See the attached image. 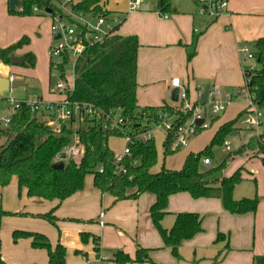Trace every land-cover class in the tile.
I'll return each mask as SVG.
<instances>
[{
  "label": "crops",
  "instance_id": "obj_1",
  "mask_svg": "<svg viewBox=\"0 0 264 264\" xmlns=\"http://www.w3.org/2000/svg\"><path fill=\"white\" fill-rule=\"evenodd\" d=\"M79 1L73 0L72 4ZM129 1L100 0L99 5L124 18L116 34L138 38L136 100L139 107L178 106L180 101L174 104L171 100V92L176 88L171 81L175 78L180 81V91L184 90L191 102L198 103L206 85L211 91L234 93L245 86L243 66L256 63L259 68L256 58L251 63L243 62L239 48L249 46L252 50V43L264 38V0H228L226 12L214 20L196 17L193 9L182 5L181 0H172L177 13L164 15L157 11V0L149 4L142 1L139 9H130ZM51 4L64 12L71 10L65 0H51ZM10 9L9 0H0V47L5 48L27 36L29 44L14 55L21 58L22 54L30 52L36 62L33 68L18 64L7 66L0 62V76L13 75L21 85L28 74L37 80L40 92L16 99H60L51 84L47 51L53 37L49 18L40 14L20 16L10 13ZM14 9L21 10L20 6ZM194 34L198 38L193 48ZM192 48L195 54L188 61L187 54ZM12 91L6 92L12 94ZM260 94L264 97V87ZM9 97H4L7 110H0V118L8 113ZM258 108L262 109L264 120V106L258 105ZM245 109V96L232 97L218 119V128L234 120L236 115L244 114ZM38 117L45 119L41 114ZM237 130L235 124L231 134L236 135ZM156 131L159 129L153 134ZM161 134L164 139L165 134L162 131ZM260 135L264 136V132L256 131L252 139L255 147ZM119 139L123 147V140ZM196 144V140L190 141V146ZM253 144L249 143L252 146H248L247 156L238 157L222 174L229 176L241 169L242 181L234 186L232 197L236 201L257 198L254 212L230 213L220 199L193 198L188 192L169 196L160 221L163 229L169 230L173 226L178 213H197L201 217L202 231L182 241L178 259L171 253V248L165 246L152 223L150 207L155 202L154 194L145 192L137 199L115 201L111 194L96 188L93 176L87 175L83 188L68 198L46 200L28 196L26 188L19 189L17 177L13 176L8 185L0 186V211L14 213L0 215V264H48L45 249L33 248L31 238L14 241V231L43 234L52 246L60 243L66 249L65 264H115L113 255L117 250L133 258L138 246L151 250L150 257L155 264H264V165L261 162L264 155L253 156ZM188 153L170 165L167 157L163 163L165 167L168 164V169L178 170ZM156 171L157 168L153 170ZM52 209L57 219L55 224L35 216ZM100 213H103L102 217ZM81 233L99 237L98 254L91 238L87 242L81 241ZM218 234L222 235L219 240Z\"/></svg>",
  "mask_w": 264,
  "mask_h": 264
},
{
  "label": "trees",
  "instance_id": "obj_2",
  "mask_svg": "<svg viewBox=\"0 0 264 264\" xmlns=\"http://www.w3.org/2000/svg\"><path fill=\"white\" fill-rule=\"evenodd\" d=\"M19 2L21 10L10 9V13L31 16L34 14L33 7L51 10L52 13L60 11L51 4V0ZM99 2L100 0H81L72 4L71 10L75 13L92 11L100 15H111L112 12L101 7ZM157 11L161 15L178 12L172 0H157ZM123 20L124 18L122 22ZM119 26L120 24L114 27L115 33L105 36L93 45H87L78 57L74 67V89L70 98L91 103L104 111L121 108V114L127 119L125 128L133 138L130 155L120 163L126 169V173L117 171L114 151L108 146L109 137H119L118 135L102 131L100 125L93 124L91 120L86 121L85 126L76 129L63 125L56 133L30 107L21 105L7 127H0V186L8 185L11 178L16 176L19 189L26 188L28 196L63 201L81 190L85 177L92 175L94 186L102 193L111 194L115 201L137 199L142 193H152L155 195V202L150 207L152 223L165 246L170 247L171 253L178 259L180 257L178 248L182 241L202 231L201 217L197 213H178L173 226L169 230L163 229L160 221L165 214L170 195L188 192L193 198H218L224 209L230 213L254 212L257 208V198L236 201L232 197L234 186L242 181L240 168L229 176L222 174V171L238 157L248 155V146L242 145L237 150L227 152L217 165L203 163L204 158L212 159L214 148L224 146L242 114L220 125L201 151L189 152L180 169H168L163 163L158 171L153 172L152 168L157 164L154 138L141 140L137 139L136 135L152 128L151 124L156 121L159 109L166 108L171 111L172 107L164 104L158 107L137 105L138 38L135 35L116 34ZM197 38L198 35L194 34L193 48ZM28 44L29 38L23 36L5 48L0 47V62L7 66L12 65L11 56ZM193 48L187 54L188 61L195 54ZM251 48L256 54L259 68L249 73L246 87L254 101L262 107L264 97L260 91L264 87V38L256 39ZM21 58L18 65L27 68L35 66L36 60L32 53L26 52ZM68 62L66 56L65 63ZM183 117L181 114V119ZM74 134L78 136L82 155L70 157L64 162L63 169H54L53 165L56 164L54 155L71 143ZM172 141L173 133H167L162 142L163 160L179 150L171 149ZM252 154L264 155V136H259ZM261 162L264 165V156L261 157ZM3 214L14 213L0 211V215ZM35 216L51 224H55L57 220L54 209ZM12 237L14 241L19 238H31L33 248L46 250L48 264H65V247L60 243L52 246L45 235L14 231ZM221 237L222 235L218 234L217 240ZM80 238L82 242H87L91 238L95 252L99 253L98 236L81 233ZM150 251L138 246L133 258L122 250H117L113 258L115 264H155L150 257Z\"/></svg>",
  "mask_w": 264,
  "mask_h": 264
},
{
  "label": "built area",
  "instance_id": "obj_3",
  "mask_svg": "<svg viewBox=\"0 0 264 264\" xmlns=\"http://www.w3.org/2000/svg\"><path fill=\"white\" fill-rule=\"evenodd\" d=\"M143 0H130V9L141 8ZM197 5V15L210 20L218 18L226 12L228 0H195ZM65 3L72 5L73 0H65ZM20 5V4H19ZM21 9V8H20ZM41 9L33 7V13ZM51 17L50 34L53 42L48 48L47 54L50 60V75L56 80L54 89L61 96L56 101H46L41 97L35 99H16L9 97L8 113L0 118V127H7L11 117L17 112L21 105L30 107L37 115L45 116V123L54 132L58 133L63 125L76 129L85 125L91 120L93 124H99L104 132L116 134L123 140V147L120 152H114V162L117 171L122 174L126 169L120 163L130 155V144L133 138L125 128L127 119L121 114V108L104 111L88 102L72 100L71 93L74 89V67L78 57L83 53L87 45H93L101 41L105 36L115 33L114 27L122 23V17L118 14L100 15L92 11L75 13L64 12V10L48 13ZM240 57L244 60L255 59L254 52L247 46L239 48ZM66 56L69 59L65 63ZM62 67L64 70H62ZM257 64L243 66L245 86L234 93L225 91H208L204 104L191 102L184 90L180 91L179 79H172L171 83L178 88V106L172 107L171 111L161 108L157 111V119L153 122L152 128L136 135L137 139L145 140L153 137L155 129L161 130L165 135L173 133L171 149L176 150L187 144V141L198 131L209 128L211 122L204 115L210 108L213 114L224 111L230 99L236 95L246 97V125L249 129L256 128L261 122L262 112L258 104L249 94L246 83L249 81V73L257 69ZM9 81L15 80L13 75L8 77ZM1 99V97H0ZM184 119H181V114ZM202 119V123L197 125L195 121ZM79 139L76 134L70 144L64 146L54 155L56 163H64L72 156L82 155V149L78 145ZM224 150L231 151V145L227 141L224 143ZM205 165L210 163L209 158H204ZM103 213H100L102 217Z\"/></svg>",
  "mask_w": 264,
  "mask_h": 264
},
{
  "label": "rangeland",
  "instance_id": "obj_4",
  "mask_svg": "<svg viewBox=\"0 0 264 264\" xmlns=\"http://www.w3.org/2000/svg\"><path fill=\"white\" fill-rule=\"evenodd\" d=\"M155 0H143V2L145 3H154ZM182 1V5L187 6V8L189 9H193V14L196 17L202 18L204 19L205 17H201L199 15H197V5L195 0H181ZM35 14H40L42 16H47L49 18V22H51V17H49V15L47 14V12L45 10H40ZM50 25V23H49ZM53 40V38H52ZM249 47V46H247ZM250 48V47H249ZM247 62V63H251V61H254L253 59H247L244 60L243 62ZM248 65V64H247ZM15 66V65H13ZM28 74V73H27ZM25 82V84H24ZM22 85L16 86L14 87L12 90V94L9 92H5L4 94H0L1 99H0V110H7V107L5 105L6 99H4V97L7 96H11L12 98H16L19 96H31L32 94L36 95L37 92H40V86L37 82L36 79H33L29 74L27 77H25ZM56 80L54 78L51 79V84L52 86H55ZM242 89V88H241ZM240 89V90H241ZM239 90V89H238ZM32 95V96H33ZM239 96V95H238ZM172 103V102H171ZM170 103V104H171ZM173 104V103H172ZM174 104H177V102H175ZM264 109V108H263ZM262 112V109H261ZM6 113V112H5ZM223 111L219 112L218 114H213L210 110V108H208L207 113H205L204 115L206 116L207 119L210 120L211 122V126L209 128L206 129H202V130H198L188 141L187 144L185 146H182L179 148V150L171 155L167 156V160L169 159V165L170 163H172V161L174 160H178L180 158H182V156H185L186 152L188 153L189 151L191 152H199L201 151L209 142H210V138L212 136V134L215 132V130L218 128V119L223 116ZM237 116V115H236ZM234 117L237 118V117ZM85 126V125H84ZM236 126L238 128V133L236 135H232L230 134V136L227 138V142L230 143L231 145V151L237 150V148H239L242 144L247 145V146H252L249 145V143L251 142V144H253V138L255 136L256 131L258 132H264V120L261 118V122L259 123V125L255 128H252V130L247 128L246 125V116L245 113L241 115V117H239L237 119L236 122ZM255 130V131H254ZM110 138V137H109ZM153 138H154V142H155V146H156V151H157V165H155L156 167L152 168V171L155 170L157 168V170H159L163 164V156L161 153V148H162V139H163V134H161V130L156 131L153 134ZM196 140V145L190 146V141ZM207 140V141H206ZM109 148L111 150H113L115 153L116 152H120L122 149V142L119 138H110L109 139ZM254 148H255V142H254ZM224 147V146H223ZM223 147H216L213 149V157L212 160L210 161L209 164L207 165H217L218 163H220L222 161V159L225 157V155L227 154V151L224 150ZM183 165V164H182ZM234 166L231 165L229 168H232ZM166 167H168V164L166 165ZM226 171V170H225ZM224 172V171H222Z\"/></svg>",
  "mask_w": 264,
  "mask_h": 264
},
{
  "label": "water",
  "instance_id": "obj_5",
  "mask_svg": "<svg viewBox=\"0 0 264 264\" xmlns=\"http://www.w3.org/2000/svg\"><path fill=\"white\" fill-rule=\"evenodd\" d=\"M19 4H20L19 0H9V6L11 9L16 8L17 6H19ZM46 11L48 13H51V10H46ZM21 60H22V58H20V57H17L15 55L11 56V64L12 65H15V64L21 62ZM19 85H21V83L19 81H15V80L9 81L8 78H4V77L0 76V94L8 91L10 89H13L14 87L19 86ZM178 90H179L178 88H174L173 91L171 92V100L174 102L177 101ZM208 91H209V86L206 85L203 88V92H202L201 97L199 98V104L202 105L205 103L207 95H208ZM195 123L197 125H200L202 123V119H197L195 121ZM63 167H64V163H62V162H58V163L53 165V168L56 170L63 169Z\"/></svg>",
  "mask_w": 264,
  "mask_h": 264
}]
</instances>
